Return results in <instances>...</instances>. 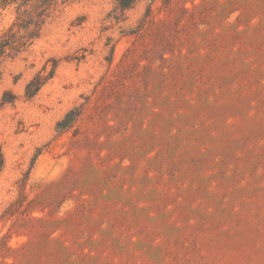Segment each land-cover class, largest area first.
Wrapping results in <instances>:
<instances>
[{
	"label": "rangeland",
	"instance_id": "obj_1",
	"mask_svg": "<svg viewBox=\"0 0 264 264\" xmlns=\"http://www.w3.org/2000/svg\"><path fill=\"white\" fill-rule=\"evenodd\" d=\"M0 75V264H264V0H69Z\"/></svg>",
	"mask_w": 264,
	"mask_h": 264
},
{
	"label": "trees",
	"instance_id": "obj_2",
	"mask_svg": "<svg viewBox=\"0 0 264 264\" xmlns=\"http://www.w3.org/2000/svg\"><path fill=\"white\" fill-rule=\"evenodd\" d=\"M69 0H0V7L5 8L14 5L16 8V19L0 36V61L5 58H15L26 52L35 41H37L47 24V21L56 12L59 5ZM116 8L125 12L142 0H113ZM153 3L154 0H151ZM151 6L147 7L150 13ZM52 77L37 75L29 81L24 89L26 99L33 98L40 88ZM1 79V75H0ZM16 97L4 92L1 98L2 104H11ZM79 116L78 110L70 111L57 126L60 129L68 127ZM3 157L0 152V171L3 167Z\"/></svg>",
	"mask_w": 264,
	"mask_h": 264
}]
</instances>
